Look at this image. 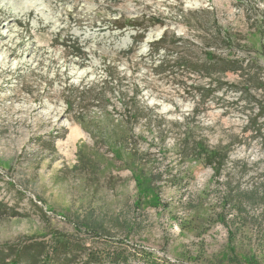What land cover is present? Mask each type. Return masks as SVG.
<instances>
[{
	"label": "rangeland",
	"instance_id": "1",
	"mask_svg": "<svg viewBox=\"0 0 264 264\" xmlns=\"http://www.w3.org/2000/svg\"><path fill=\"white\" fill-rule=\"evenodd\" d=\"M263 26L264 0H0V247L64 239L82 250L73 264L100 250L124 256L119 264H264V198L239 208L231 201L238 188L264 189V91L256 87L264 30L254 34ZM220 29L234 38V57L248 62L251 49L259 67L217 74L218 87L179 68V49L150 56L167 32L190 52L227 57L209 47ZM109 68L118 85L107 108L89 111V133L63 90L98 82ZM200 86L218 88L202 102ZM135 94L146 116L136 126L146 163L138 170L162 174L151 190L108 137ZM186 135L229 146L220 177L181 154Z\"/></svg>",
	"mask_w": 264,
	"mask_h": 264
},
{
	"label": "trees",
	"instance_id": "2",
	"mask_svg": "<svg viewBox=\"0 0 264 264\" xmlns=\"http://www.w3.org/2000/svg\"><path fill=\"white\" fill-rule=\"evenodd\" d=\"M209 13V12H208ZM132 22L128 24H118L117 29L122 30L127 25H132ZM256 31L254 34H262L264 30ZM252 34V35H254ZM182 38H178L175 35L169 39V35L166 32L164 36L158 40L154 41L149 45L150 56L157 55L161 50H167L169 47L172 49H179L176 52V57L174 63L179 66V68H184L189 73L195 74L199 79H210L211 82L209 85H212L214 82H217L218 87L223 85L221 78L217 74H228L241 71L242 76L249 74L252 65L259 64L256 57H252L250 51L247 58L248 62L243 58L234 57L235 52V40L228 32H223L221 29L216 32L209 40V47H214L215 49H223L226 51V56L218 55L214 51H206L203 54L198 55L197 52H190L186 47H184ZM64 48H72L73 55L81 58L85 53L80 45L74 42L68 46L66 42L62 44ZM132 51V50H131ZM129 51V53H132ZM225 53V52H224ZM247 62V64H246ZM111 68L105 69L106 77L98 82L90 84H82L79 87H75L73 90L69 87H66L63 90V96L65 98L64 102L67 107V111L73 114V119L81 123L84 129L89 132L88 127L86 126V120L89 117V111L92 109L102 110L103 107L107 108V105L111 103L108 94H114V89L118 84H114L115 79L113 78V73L110 71ZM250 82V80H246ZM251 83V82H250ZM210 87H196L194 91L199 95L202 102H205L209 97L213 89ZM258 89L264 91V82L257 83L256 86ZM74 93V95L70 94ZM134 104H129L122 102L123 112L120 115L122 117L121 124L118 125L119 130L111 132L108 137H116L115 146L120 147L124 152L129 156V163L133 164L135 171L133 174L138 180L139 186H146L149 190L151 184H156L162 180V174L159 172H154L153 169H145L146 173L140 172L138 170V165L146 166L145 162H141L137 157L139 154L143 155L142 152L137 148V141L141 139L142 136L137 135L136 126L144 119L145 111L142 106H138L136 94L133 96ZM113 115H118L116 112V106L113 104ZM264 111V110H263ZM106 112V110H103ZM90 133V132H89ZM96 138V136H92ZM264 141V136H263ZM185 144L180 146L182 150L181 154L186 158H191L196 161L202 162L204 165L210 167L215 173V177H220L223 167L225 165L226 159L229 154V146L223 147H211L207 142L200 140L196 141L189 135H186L184 138ZM179 149V150H180ZM190 149V150H189ZM143 159V158H142ZM137 172V173H136ZM155 173V174H154ZM164 173V172H163ZM165 175V174H163ZM230 186V184H228ZM237 197L234 200H231L233 204L236 203L237 207H245L258 197L264 198V189L261 192L258 189H253L250 191L242 190L238 188ZM79 224L83 228L87 229H101L100 224L91 220H85V218H79ZM103 229V228H102ZM82 250L74 244H70L68 241L56 240L54 246L44 244L42 242H33L30 244H22L21 246H3L0 247V264H73L76 262V258ZM85 253V252H84ZM108 252L100 250L99 252L88 254L87 261L83 264H103V261L110 257L107 255ZM108 259V258H107ZM106 259V260H107ZM126 261L125 257H120L113 254V257H110L111 264H119ZM247 264H258L257 260L250 259Z\"/></svg>",
	"mask_w": 264,
	"mask_h": 264
}]
</instances>
